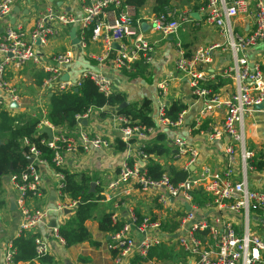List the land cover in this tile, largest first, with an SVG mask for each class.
I'll list each match as a JSON object with an SVG mask.
<instances>
[{
	"label": "built area",
	"instance_id": "2783aa9c",
	"mask_svg": "<svg viewBox=\"0 0 264 264\" xmlns=\"http://www.w3.org/2000/svg\"><path fill=\"white\" fill-rule=\"evenodd\" d=\"M81 15H74L46 3L36 12L29 28L22 24H7L0 33V110L18 102L17 90L8 84L7 68L10 64L22 67L27 62L38 63L37 48L46 46L51 37L59 36L67 27H77L78 44L86 46L84 30L91 27V42H98L102 50L90 58L99 64L110 62L117 70H131V64L143 61L150 64L153 44L141 32V24L134 17L135 5L126 0H81ZM14 0H0V20L12 10ZM200 11L203 22L217 29L222 41L196 49L194 56L178 39V30L190 20L188 9L177 12L165 8L150 19V27L163 38L174 42L175 70L187 80L191 95L197 98L193 104V116H187L190 107L178 113L175 120L165 115L169 103L172 76H166L156 84L157 99L155 113L150 115L153 127L129 126L130 120L110 113L119 139L125 145V157L118 166L116 178L99 192L102 200L112 204L111 222L121 223L118 230L108 234L109 250L114 251L111 264H134L138 258L149 264H264V228L251 222L252 213L261 211L264 219V167L257 170L254 163L255 150L247 137V120L255 114L264 119V71L259 62L250 60V53L264 45V0H202ZM251 19V27L245 33L235 30L237 19ZM229 52L228 59L216 73H204L197 64L211 62L212 49ZM73 53L65 49L52 54L44 71L47 77L43 88L51 93L79 86L89 79L98 90L107 96L113 93L111 80L96 69L82 70L76 80L64 79V68L72 60ZM227 78L232 91L226 95L218 92L211 96L201 86L206 78ZM6 93L8 104L4 100ZM260 106V107H258ZM8 110V109H7ZM95 110L80 117L74 128H59L47 120V111L39 110L38 129L51 130V137L41 140L52 151L50 165L40 158V152L27 138V157L32 158L18 175L9 180L15 190L13 204L18 212L15 237L33 234L40 226H47L53 212L73 210L78 200L62 192L64 179L62 170L76 156L108 146L100 135L92 134L81 127ZM217 118V119H215ZM205 124V128H201ZM185 129L189 135L193 130L205 134L209 142H219L222 148L221 166L202 161L197 146L184 135L174 134L166 146L171 158L180 163L185 177L179 182L163 172L158 178L148 174L147 162L151 154L145 152V138L157 129ZM50 166L54 172L56 200L52 207L34 206L45 198L39 168ZM261 173L262 186L252 187V176ZM253 174V175H252ZM94 185L98 182H92ZM134 202L124 203L123 195H132ZM202 191L209 198L198 204L191 192ZM147 204V210H139L138 201ZM188 205V209L186 208ZM173 224L168 231L164 226ZM53 236L62 244L57 227H50ZM34 260L48 255L50 246L46 239L37 235L33 239ZM173 247L181 252L177 259H161L157 253L164 247ZM1 264H15L12 241L0 246ZM157 250L156 253L151 251ZM169 249L167 250V252Z\"/></svg>",
	"mask_w": 264,
	"mask_h": 264
},
{
	"label": "crops",
	"instance_id": "0c3cea01",
	"mask_svg": "<svg viewBox=\"0 0 264 264\" xmlns=\"http://www.w3.org/2000/svg\"><path fill=\"white\" fill-rule=\"evenodd\" d=\"M51 3L59 9L69 11L74 15H81L83 2L81 0H14L13 7L8 16L4 20H0V33L7 24H22L26 28H29L34 20L36 12L42 8V4ZM163 0H139V6L135 5L134 17L141 24V32L146 39L153 44L154 52L152 61L149 65L152 73V82L146 83L140 78L128 79L122 71L113 68L110 62H98L90 58L91 55H97L102 50V45L98 42H90L86 46L73 45L70 38V31L72 27H67L63 32L56 37H51L48 44L43 47L37 48L39 62L32 63L27 62L22 67H15L10 64L7 68L6 79L8 84L13 85L18 94V102L16 104H10L6 107L12 114H24V115H41L39 110L48 111V94L51 92L45 90L42 86L45 78L40 80V77L47 72L44 71L45 66L50 62L52 54L70 49L73 53L72 60L64 68V76L71 80H76L79 73L82 70L96 69L105 74L113 84V92L121 93L125 96L126 103L139 105L143 99H149L151 103V114L156 110L157 99V87L156 84L159 80L166 76H172L174 79L171 82L168 99L170 101L178 100L185 102L190 111L187 114H194L193 104L197 102V98L192 97L191 90L188 86L187 80L181 77L173 67V62L176 57V50L174 42L171 38H163L156 32H153L150 27V19L157 13L164 11L165 8H172L177 12L188 9L190 14V20L184 23L178 30V39L182 42L186 51H190L188 48L196 47L194 50L200 47H206L222 41V35L214 27L208 26L203 22V14L200 11L202 0H167L166 5L160 6L159 3ZM251 27V19H237L235 21V30L238 33H245ZM76 28L75 35L78 36V28ZM189 53V52H188ZM193 53V52H192ZM191 53V54H192ZM190 54V55H191ZM194 56V54H193ZM250 60L259 62L261 68L264 71V45H260L258 48L250 53ZM229 52L221 50L219 48L212 49L211 62L204 65V68L197 66V69L206 73L209 72V78L211 73H216L218 68L228 59ZM63 76V77H64ZM211 79V78H210ZM40 80V83H38ZM186 93L184 94V92ZM232 91V84L229 82L220 87L219 92L226 95ZM4 100L7 102L6 93L4 94ZM217 119V118H215ZM81 127L92 134H98L101 138L108 143V146H103L99 150L91 151L86 154H80L76 158L69 162L67 170L71 172L83 173L86 178L89 179V183L98 182L94 185L92 190L97 191L99 194L108 184L110 180L116 178L118 172V166L122 159L125 157L126 151L119 150L117 148V142L114 138L118 135L116 125L110 117L100 118L97 115V111H93L86 120L81 122ZM74 128V127H73ZM255 130L262 131L261 135L255 134L252 138L259 141V137L264 136V119L260 114H255L253 118L247 120V131L254 135ZM157 132L165 135V142L167 143L174 134L184 135L187 140L193 142L202 157V161L207 162L214 167L221 166L222 148L219 142H209L206 140L205 134L201 131H193L189 135L185 133V129H171L161 128L156 132L150 133L145 138L147 143ZM250 145V144H249ZM150 158L156 160L155 155L151 154ZM157 161V160H156ZM158 162V161H157ZM162 164V162H160ZM173 165L180 163L175 162L172 159ZM42 176L43 190L45 198L40 203L34 204V206H48L52 207L56 200L54 188L55 178L54 172L50 166H41L39 168ZM261 171V170H260ZM253 175V174H252ZM261 173H254L252 176V187L259 188L262 186ZM7 177L6 188L11 193L7 199V206L5 212H2L3 207L6 205L4 197H0L4 201L0 206V246L7 241H12L15 237V232L18 224V212L15 210L13 204V198L15 190ZM132 195H123L122 201L124 203L134 202L136 199L135 190H132ZM2 193L0 192V195ZM99 196V195H98ZM12 198V200H11ZM96 205L92 208V217L87 219L84 224L90 232L93 240L99 243L98 246H93L88 242H82L74 244L70 247H66L60 243L51 231L49 226L50 220H54L55 226L63 223L65 219L72 213L53 212L47 226H40L37 229V233L46 239L50 246V252L47 255L51 262L44 264H111L112 254L109 250V237L103 231L98 229V219L103 213H111L112 204L110 201L102 200L100 197L94 200ZM139 210H147V204L139 200L137 203ZM261 213H252L251 222L258 225L260 229L264 228L262 220L260 218ZM164 249V248H163ZM168 255L170 259H177L182 257L176 247H168ZM167 251V249H166ZM79 256L87 257L86 262L78 261ZM2 258V249L0 248V264ZM134 264H149L148 262H142L138 258L134 259ZM18 264H39L36 260L32 262H22Z\"/></svg>",
	"mask_w": 264,
	"mask_h": 264
},
{
	"label": "trees",
	"instance_id": "16d2710c",
	"mask_svg": "<svg viewBox=\"0 0 264 264\" xmlns=\"http://www.w3.org/2000/svg\"><path fill=\"white\" fill-rule=\"evenodd\" d=\"M139 6V0H126ZM167 0H163L159 3L162 7L166 5ZM86 44L90 43L91 27L84 30ZM184 47V46H183ZM185 48V47H184ZM187 57L191 58L187 52ZM122 73L127 76L128 79L140 78L146 83L152 82V73L147 63L136 61L131 64V70H122ZM47 74L44 73L40 80L46 78ZM40 80L38 83H40ZM227 78L215 76L213 80L206 78L201 82V86H204L208 90V95L211 96L219 92L220 87L229 83ZM195 97V96H192ZM47 120L56 127L59 128H73L78 124L77 117L85 114L88 109L97 111V115L100 118H106L110 116V113L114 111L117 115L129 118L130 124L141 125L145 128L153 127L154 123L151 120V103L149 99H143L139 105H133L126 103L125 96L118 92H113L107 96H104L98 88L89 79H84L80 82L79 86L75 88H69L57 93H51L47 96ZM125 106H122L123 103ZM188 108L185 102L173 100L169 101L165 110V115L171 120L177 118L178 113ZM40 116L39 114L30 116L24 114H12L9 110L2 108L0 110V188L4 177H10L11 175L18 176L27 166V154L29 145L23 143V140L27 138L31 144L40 152V158L46 160L50 165L52 158V151L41 140L46 139L47 135L38 129ZM205 128V124L201 126ZM197 131V130H193ZM165 135L157 132L146 144L145 152L153 154L155 156L164 154L168 148L165 142ZM117 148L119 150H125V145L117 139ZM253 145L250 144V147ZM255 148V147H252ZM254 165L257 170H262L264 167V144L260 148L255 149L254 153ZM164 166H161L153 158H149L147 162L148 174L154 178H158L164 171ZM64 179L61 184V190L67 193L71 199L78 200L79 204L72 210V213L68 215L65 221L57 227L58 235L62 238L64 245L70 247L77 243L88 242L93 246H98L99 243L93 240L90 232L86 228L84 222L92 217V208L96 205L94 200L99 198L97 191L91 190L89 179L85 177L83 173L71 172L70 170H62ZM173 180V182H179L185 177V173L175 167H170L166 172ZM193 199L198 204L207 200L209 196L205 195L200 190L191 192ZM4 201L0 199V206ZM261 213V211H257ZM111 213H103L98 219V229L110 234L118 230L121 223L114 224L111 222ZM261 216V215H259ZM166 230L170 231L174 229V225L164 226ZM39 235L37 232L33 234H26L14 237L12 239V247L14 249L13 260L15 264L32 262L34 260V245L33 239ZM157 250L151 251L156 253ZM112 256L114 251L110 250ZM157 257L161 259L171 258L167 254L166 249H161L157 253ZM87 257L79 256L78 261L86 262ZM39 264L50 263V258L45 255L38 260Z\"/></svg>",
	"mask_w": 264,
	"mask_h": 264
},
{
	"label": "rangeland",
	"instance_id": "374dc122",
	"mask_svg": "<svg viewBox=\"0 0 264 264\" xmlns=\"http://www.w3.org/2000/svg\"><path fill=\"white\" fill-rule=\"evenodd\" d=\"M41 4H42V1H41ZM42 6H43V4H42ZM181 42V41H180ZM181 44H182V42H181ZM194 48H196V47H191V48H188L189 50H191V52L190 51H188L189 52V54H191L192 52V56H193V54L195 53V51L196 50H194ZM197 66H200V68H204V65H201V64H197ZM202 70H206V69H202ZM204 73H206L205 71H204ZM186 93V91L184 92V94ZM255 134H258V135H261L262 134V131H260V130H255L254 131V135H252V133L250 132V133H248V137H247V140H248V143L249 144H252L253 146L252 147H255V148H253L254 150L256 149V148H260L261 146H263V144H264V136L263 137H259V141H257V140H255V138L253 139L252 138V136L254 137L255 136ZM263 135V134H262ZM251 147V148H252ZM156 157V160L160 163V162H162V164H161V166H164L163 168H164V171H166V172H168V169L170 168V167H175V168H177L178 167V165L176 164V165H173V163H172V158H171V156H170V153H169V150H167V152L166 153H164V154H161V155H158V156H155ZM7 177H4V179H3V181H2V186H1V188H0V192L2 193L1 195H0V197H4V199L6 200V205L3 207V209H2V212H5V210H6V206H7V199L9 198V196H10V192H9V190H7V188H6V184H7ZM251 218H253V216H251ZM165 249H167L168 250V247H164ZM173 249H175V246H173Z\"/></svg>",
	"mask_w": 264,
	"mask_h": 264
},
{
	"label": "water",
	"instance_id": "95a60500",
	"mask_svg": "<svg viewBox=\"0 0 264 264\" xmlns=\"http://www.w3.org/2000/svg\"><path fill=\"white\" fill-rule=\"evenodd\" d=\"M51 1H52V0H51ZM75 32H76V28H75V27H72V28H71V31H70V33H69V35H70V38H71V40H72V44H73V45L78 44V38L76 37ZM63 78L66 79V76H64ZM125 105H126V103L124 102V103L122 104V106H125ZM258 107H260V106H258ZM43 132L47 135L48 138L51 137V130H50L49 128H44V129H43ZM27 161H28V163H31L33 160H32L31 157H27ZM90 188H91V190L94 188V183H90ZM11 200H12V198H11ZM188 207H189V206L186 205V208H187V209H188ZM64 212H65V213H68V212H70V210H64ZM262 221H263V224H264V219H263ZM49 226H51V227L55 226V222H54V220H50V222H49Z\"/></svg>",
	"mask_w": 264,
	"mask_h": 264
},
{
	"label": "bare ground",
	"instance_id": "6f19581e",
	"mask_svg": "<svg viewBox=\"0 0 264 264\" xmlns=\"http://www.w3.org/2000/svg\"><path fill=\"white\" fill-rule=\"evenodd\" d=\"M92 183V182H91ZM262 223H263V221H262ZM264 225V224H263Z\"/></svg>",
	"mask_w": 264,
	"mask_h": 264
}]
</instances>
